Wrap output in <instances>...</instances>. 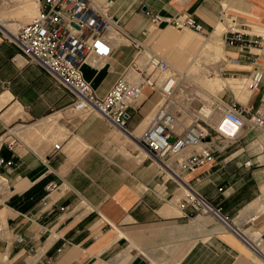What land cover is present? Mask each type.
<instances>
[{"label": "crops", "instance_id": "1", "mask_svg": "<svg viewBox=\"0 0 264 264\" xmlns=\"http://www.w3.org/2000/svg\"><path fill=\"white\" fill-rule=\"evenodd\" d=\"M93 1L101 8L108 2ZM145 10L163 20L153 23ZM109 11L129 39L113 34L109 57L81 65L98 95H105L122 75H134L135 61L148 63L147 51L138 54L132 40L161 54L179 39L177 52L182 46H201L200 36L183 35L190 29L172 22L193 14L204 26L203 35L223 41L208 46L224 51V57L202 62L229 81L222 85L217 79L221 90L207 91L211 104L222 100L259 107L264 78L257 89L249 81L255 67L264 74V0H112ZM232 17L250 46L243 40L227 42ZM17 51L10 34L0 31V171L5 177L0 176V190L8 193L0 216L4 222L10 218L21 250L34 252L30 264H234L243 254L241 264H264L212 216L181 209L185 188L164 176L139 143L163 99L161 90L145 87L143 97L131 105L128 128L133 134H128L99 113L70 110L72 94ZM172 70L186 81L178 82L172 109L180 120L181 93L189 84L192 114L199 116L200 107L208 104L200 96L203 75L189 79L186 72ZM222 116L216 110L205 120L214 161L185 177L228 216L246 220L256 215L263 226L264 131L244 127L226 145L215 130ZM13 137L17 141L10 144ZM52 181L61 186L47 196Z\"/></svg>", "mask_w": 264, "mask_h": 264}, {"label": "built area", "instance_id": "2", "mask_svg": "<svg viewBox=\"0 0 264 264\" xmlns=\"http://www.w3.org/2000/svg\"><path fill=\"white\" fill-rule=\"evenodd\" d=\"M38 12L27 23L21 25L10 39L16 45L17 54L27 63L35 64L44 70L51 79L73 96L70 110L84 113H99L123 132L133 134L128 128L131 118L130 107L144 95L145 87L159 89L163 99L153 114L149 126L139 136V143L147 154L159 164L164 176L170 178L186 190L181 209H190L192 215L212 216L226 230L233 233L252 252L264 259V225L257 226L254 221L258 216L246 220L228 216L221 206L199 192L187 179L186 174L214 161L215 150L207 144L209 119L216 110L223 113L215 130L225 141L235 139L244 127L264 131V95L257 109L240 107L236 102L224 103L218 100L208 104L209 112L204 111L205 104L199 109L192 123L179 130V118L172 109V95L178 85V75L173 72L168 59L140 42L132 40L141 51H148L147 66H140L135 61L134 71L138 79L122 75L108 92L100 96L85 79L81 65L91 60L98 62L112 54L113 31L121 37L127 36L118 20L109 11L112 0L104 8L93 0H38ZM153 23L163 20L160 14L145 10ZM226 18L222 13L221 20ZM235 18L226 29V40L233 44L243 40L244 46H250L245 39L246 33L237 27ZM179 29H190L203 34L204 26L193 14H183L172 21ZM256 42V41H255ZM152 67V70L149 67ZM156 72V73H155ZM264 78L263 72L255 67L252 71L249 87L257 89ZM13 137L10 144L16 143ZM59 144L54 148L58 149ZM225 146V144H223ZM3 163V161H0ZM249 163V162H248ZM11 169L12 162L6 163ZM61 184L50 182L47 196L59 189ZM48 201L44 200V205Z\"/></svg>", "mask_w": 264, "mask_h": 264}, {"label": "rangeland", "instance_id": "3", "mask_svg": "<svg viewBox=\"0 0 264 264\" xmlns=\"http://www.w3.org/2000/svg\"><path fill=\"white\" fill-rule=\"evenodd\" d=\"M36 6L37 5L35 3V0H0V20H2L8 28H10L12 34L16 33L21 25L29 22L37 14L38 11L36 9ZM0 31L5 32L1 28ZM189 33L193 34V36H200L202 38L203 44L194 49H191V47H189L188 45L182 46L181 51L177 52L181 45V40L179 39L167 54H161L159 52L158 53L165 56L169 60V62L172 63L174 68H177L179 71H183L182 73L186 72L185 74L187 75V77H189V79H193L195 75H197L198 77L201 72V75H203L201 77V82L204 91H201L200 96L203 100H206V103L211 104L212 100L210 99L207 91L215 93L221 90L216 86L217 79H220L221 82H223L221 83L222 85L229 81L223 80L221 77H218L219 74H216V70H213L215 71V74L210 73L208 66H205L202 62L204 61L206 64H208L221 60L224 57V51L223 53H217L216 50L209 47L208 44H214L216 41H219L223 44V41L222 38L219 37H210L211 35L203 34L197 35L190 31L185 32L183 35ZM147 54L149 56L148 51ZM145 66H147V64ZM184 76L185 75L180 78L178 77V79L180 83H184V85H186V81H183ZM212 79H215L216 81ZM187 86L188 87L183 90V93H181L183 98H185V101H182L179 107L180 131L190 123H192L195 118L192 114V87L189 84H187ZM0 176L4 177V174L1 171ZM7 195L8 193L6 191L0 190V215L3 212V209L6 207L5 199ZM261 220L262 219H258L254 221L255 225L258 226L261 223ZM19 238L20 235L15 233L12 229L11 220L10 218H8V215L5 222L0 216V264H25V262L27 261L28 264H30V261L32 259H35V256H33L34 252H32L30 255V252H24L21 250V242ZM248 251L249 252L247 254L258 256L254 252H251L250 250ZM245 255L246 254L239 256L234 264H241L240 258H243V256Z\"/></svg>", "mask_w": 264, "mask_h": 264}, {"label": "bare ground", "instance_id": "4", "mask_svg": "<svg viewBox=\"0 0 264 264\" xmlns=\"http://www.w3.org/2000/svg\"><path fill=\"white\" fill-rule=\"evenodd\" d=\"M35 3H36V5H37V6H36V9H37V11H38L39 1H38V0H35ZM0 28H1L2 30H4L6 33H8V34H12L10 28H8L2 20H0ZM187 31H191L192 33L197 34V35L200 34V33H196V32L193 31V30H187ZM187 31H186V32H187ZM112 33L116 36V32L113 31ZM141 52L144 53V51H141ZM146 53H147V52H146ZM147 55H148V54H147ZM148 57H149V56H148ZM171 65H172V63H171ZM149 69L152 70V67L150 66ZM128 77L137 80V79H138V74L134 71V75L131 76V75L128 74ZM178 82H179V79H177V83H178ZM204 111L209 112V110H208V104H205ZM244 248L248 249L246 246H244ZM248 250H250V249H248ZM250 251H251V250H250ZM251 252H252V251H251ZM254 256H255V255H254ZM255 257L258 258L259 260H261V261L264 263V259H263V258L258 257V256H255Z\"/></svg>", "mask_w": 264, "mask_h": 264}]
</instances>
